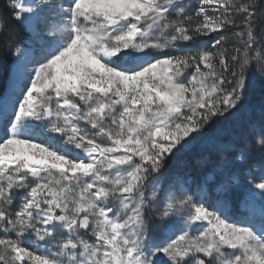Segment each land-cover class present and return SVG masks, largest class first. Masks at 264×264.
Instances as JSON below:
<instances>
[{"label":"snow or ice","instance_id":"obj_1","mask_svg":"<svg viewBox=\"0 0 264 264\" xmlns=\"http://www.w3.org/2000/svg\"><path fill=\"white\" fill-rule=\"evenodd\" d=\"M261 10L0 0V49L22 61L0 94V264H264V124L219 146L239 167L168 174L264 77Z\"/></svg>","mask_w":264,"mask_h":264},{"label":"rangeland","instance_id":"obj_2","mask_svg":"<svg viewBox=\"0 0 264 264\" xmlns=\"http://www.w3.org/2000/svg\"><path fill=\"white\" fill-rule=\"evenodd\" d=\"M185 2L193 8L196 5V0H185ZM29 46L35 49L36 55L39 56V45L25 39L24 47ZM14 58L15 56L12 63ZM262 124H264V77L256 74L250 76L246 98L240 108L227 119L218 120L211 126L209 132L198 137L187 149L179 153L171 162L168 174H182L189 177L191 183L217 170V166L229 169L239 167L233 159V154H222L219 146L253 144L254 137L260 132ZM60 142V140L56 141V143ZM254 156L257 161L260 159L259 153H254ZM172 223L179 225L180 221L174 220ZM152 234L157 239L162 238V232L155 225L152 226Z\"/></svg>","mask_w":264,"mask_h":264},{"label":"trees","instance_id":"obj_3","mask_svg":"<svg viewBox=\"0 0 264 264\" xmlns=\"http://www.w3.org/2000/svg\"><path fill=\"white\" fill-rule=\"evenodd\" d=\"M260 2L264 3V0H260ZM17 32L21 36L25 37V39H27V34L24 32L21 26H17ZM256 33L258 36L264 35V10H261L257 16ZM12 59H13V55L11 52H5L2 49H0V94H3L6 89V83H7L9 68L12 63ZM209 130L207 132H209Z\"/></svg>","mask_w":264,"mask_h":264},{"label":"bare ground","instance_id":"obj_4","mask_svg":"<svg viewBox=\"0 0 264 264\" xmlns=\"http://www.w3.org/2000/svg\"><path fill=\"white\" fill-rule=\"evenodd\" d=\"M21 63H22V61H18V60L16 59V57L14 58V61H13V63H12V68H11L10 80H8V81H9V84L7 83V88H6V91H5L4 94H7L8 91L10 90V85H11V83H12V80H13V78H14L15 76H17V74H18V70H19L20 67H21ZM0 104H2V100H0Z\"/></svg>","mask_w":264,"mask_h":264}]
</instances>
